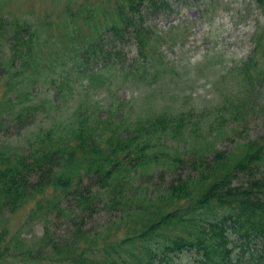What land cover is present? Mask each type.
<instances>
[{
    "label": "trees",
    "instance_id": "16d2710c",
    "mask_svg": "<svg viewBox=\"0 0 264 264\" xmlns=\"http://www.w3.org/2000/svg\"><path fill=\"white\" fill-rule=\"evenodd\" d=\"M257 2L264 7V0ZM109 3L104 11H69L71 17L98 25L89 38L88 31L72 30L80 66L101 60L110 64L129 41L146 59L154 33L145 15L169 5L167 0ZM1 6L2 0L0 86H8L3 95L13 104L11 90L17 93L24 79L31 81L36 70L57 61H43L48 39L38 26L6 18ZM257 36L251 54L232 72L248 87L251 112L264 115V29ZM12 106L20 122L38 110L20 101ZM147 117L124 123V134L114 117L97 119L77 110L65 137L47 131L28 154H13L1 145L0 221L34 200V213L67 216L71 226L59 237L47 229L35 243L20 239L8 244L7 231L0 229V264H264V135L246 134L227 150L205 139L194 153L171 154L177 139L188 143L183 137L188 123L166 113ZM153 165L164 169L160 180L168 173L172 180L164 186L155 182ZM136 172L140 183L130 178ZM100 205L112 218L101 229H87Z\"/></svg>",
    "mask_w": 264,
    "mask_h": 264
},
{
    "label": "rangeland",
    "instance_id": "374dc122",
    "mask_svg": "<svg viewBox=\"0 0 264 264\" xmlns=\"http://www.w3.org/2000/svg\"><path fill=\"white\" fill-rule=\"evenodd\" d=\"M109 1L2 0L6 18L29 21L39 27L48 39L42 51L43 61L57 63L36 70L31 81L24 79V85L18 86L22 89L16 88L17 93L11 90L13 104L3 95L8 86H0V148L4 145L13 154H28L35 147L33 144L43 141L40 136L47 131L56 130V134L65 137L77 110L97 119L114 117L116 120H111L118 122L124 134V123L144 121L147 116L166 113L170 119L183 118L188 123L183 134L188 143L177 139L169 150L171 154L194 153L200 149L197 142L205 139L216 149L227 150L246 134L253 138L264 135L263 112H251L248 87L232 72L251 54L255 38L264 29V7L257 0H167L165 9L145 15L146 26L154 33L152 51L146 59L139 57L136 44L129 41L116 59L120 63L113 60L106 65L101 60L80 66L75 58L79 44L72 30H78V34L88 31L89 38L98 25L82 17H71L69 11L82 7L86 11L101 7L104 11L113 4ZM89 73L98 77L89 80ZM17 101L36 105L38 112L18 121L17 109L12 106ZM150 169V174L155 173V182L162 186L173 178L168 173L162 181L158 176L164 169L154 165ZM136 173L130 178L140 183ZM67 204L64 201L65 207ZM35 209L34 200H30L1 219L0 229L7 231L8 244L20 239L35 243L47 229L54 237L69 231L67 216L50 214L44 218L37 211L34 213ZM111 214L100 205L96 215L87 220L86 228L101 229Z\"/></svg>",
    "mask_w": 264,
    "mask_h": 264
}]
</instances>
